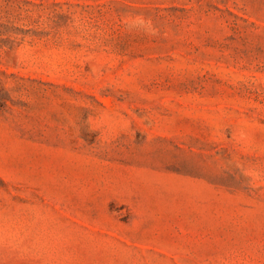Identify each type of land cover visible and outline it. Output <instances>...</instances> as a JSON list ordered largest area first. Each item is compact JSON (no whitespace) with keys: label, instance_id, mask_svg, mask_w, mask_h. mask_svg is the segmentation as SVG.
I'll list each match as a JSON object with an SVG mask.
<instances>
[{"label":"rangeland","instance_id":"rangeland-1","mask_svg":"<svg viewBox=\"0 0 264 264\" xmlns=\"http://www.w3.org/2000/svg\"><path fill=\"white\" fill-rule=\"evenodd\" d=\"M0 264H264V0H0Z\"/></svg>","mask_w":264,"mask_h":264}]
</instances>
